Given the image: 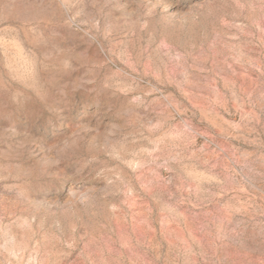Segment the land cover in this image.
Here are the masks:
<instances>
[{
    "label": "rangeland",
    "instance_id": "obj_1",
    "mask_svg": "<svg viewBox=\"0 0 264 264\" xmlns=\"http://www.w3.org/2000/svg\"><path fill=\"white\" fill-rule=\"evenodd\" d=\"M0 264H264V0H0Z\"/></svg>",
    "mask_w": 264,
    "mask_h": 264
}]
</instances>
